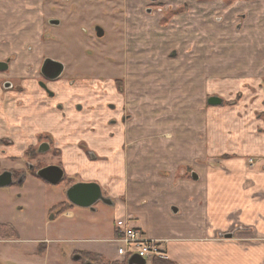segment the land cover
Here are the masks:
<instances>
[{
    "label": "crops",
    "instance_id": "crops-1",
    "mask_svg": "<svg viewBox=\"0 0 264 264\" xmlns=\"http://www.w3.org/2000/svg\"><path fill=\"white\" fill-rule=\"evenodd\" d=\"M76 1L80 5L87 2ZM81 7L83 8L82 5ZM45 10V0H0V62L9 57L19 58L14 66L17 71H25L31 65L35 71L41 58L46 56L63 58L57 55L55 42H44ZM130 12L138 13L139 19L142 16L140 11ZM134 17L132 22L127 23V33L130 34L128 38L132 42H128L131 49L128 48L126 53L125 60L128 65L125 66V72L132 67L135 68L131 65L132 58H151L152 70H159L162 74L157 75L154 82L162 86L163 94H167L175 105L181 104L185 109L191 107L196 99L200 76L196 64L194 71L187 69L188 58H205L208 53L206 46L197 44L200 36L203 39L204 34L213 33L212 38L206 40L209 44L207 48L213 45L219 50L217 55L211 54L210 58H253L251 54L259 53L258 57L264 52L263 40L258 38L240 44L239 37L253 33L252 31L245 29L238 34L234 29L216 28L213 23L206 26L203 22L196 21L197 34L192 41L195 45L191 47L194 56H190L189 42L186 50L184 47L182 60L178 64L166 62L163 57H158L161 54L158 43L161 47L165 45L157 42L156 56L147 54L143 57L140 53L145 51L147 46L133 42L131 38V31L140 29V25L134 27L138 24ZM254 28L257 32L260 31ZM138 69L140 78H145V81L140 79L139 84L142 86L147 82L150 86H143L148 88L147 91L150 93L153 79L147 77V74L144 77L143 72H140L143 69L141 67ZM133 81L134 79L131 80ZM137 84L131 83L127 94V99L132 102L130 108L133 120L114 130L103 127L102 119L95 121V124L101 123L97 125L99 128L97 135L88 131L92 124L90 121L79 122L78 117L70 123H60V113L52 104L41 107L30 105L22 109L7 105L8 95L0 88V132H4L0 140L12 136L17 147L10 151L20 155L25 148L26 140L23 136L31 135L33 136L31 142H36L37 133L48 131L61 143L62 149L68 144L70 150L64 153V165L69 170L72 169L73 173L85 171L88 178L96 180L101 186L102 182L110 183L114 179L122 184L118 188L126 195V203L122 202V206L118 207L114 214L113 239L106 241L113 242L118 237V230L125 226L129 227L132 220L146 216L147 220L144 222L146 232L142 229L139 231L148 240L161 242L167 260L175 264H264V134L254 135V125L251 123V127L246 126L244 132L238 136L232 134L230 137V134L228 136L223 134L221 137H214L209 144L204 140L202 145L197 144L196 151L190 150L188 142L190 140L188 136L183 135L176 140L180 146L179 154L157 150L156 138L143 140L144 143L148 141L150 144L149 150H146L147 146L142 147L138 144L142 136L140 137L139 131L136 130L141 124V97L136 91ZM111 87H108L112 92L111 97L101 98L102 103L112 100L123 102L118 96L113 95ZM7 119L14 124L11 131L7 129ZM223 127L227 128L225 125ZM3 128L6 131H2ZM116 131V135L120 132L121 136L110 137L109 133ZM83 133H87L83 140L87 141L89 149L98 157L105 158V162H96V165H92L93 161L87 162L83 152L76 149L77 147L73 148L72 144L76 142L79 134ZM236 138L245 141V148L249 147L247 152L235 144L239 142ZM126 143L129 148L127 150ZM251 160L253 163H250ZM161 161H167L169 164L160 165L164 167L158 170V162ZM179 161L180 164L185 163L184 166L188 170L190 168L191 172L186 176L182 174L178 179L179 166L174 169L173 165ZM140 174L145 175V180L138 177ZM193 174L198 176L197 180L192 178ZM125 205L129 206L128 212L126 211L128 206ZM173 207L178 209V213L172 212ZM92 211L96 212V209ZM75 214L76 212L70 210L64 213L63 218L72 220ZM8 225L19 229L13 223L0 224ZM115 226L117 229L114 230ZM0 240L3 239L0 237ZM80 251L106 257L93 250L75 249L72 251L75 253L74 260L76 252ZM120 259L118 256L116 260H110Z\"/></svg>",
    "mask_w": 264,
    "mask_h": 264
},
{
    "label": "rangeland",
    "instance_id": "rangeland-1",
    "mask_svg": "<svg viewBox=\"0 0 264 264\" xmlns=\"http://www.w3.org/2000/svg\"><path fill=\"white\" fill-rule=\"evenodd\" d=\"M85 4H81L82 8L76 0H45V27H47L49 17H59L62 20L61 26L51 29L57 38L54 48L57 55L63 57L57 59L66 64L67 73L70 72V75L75 76L85 70L84 73L89 74V77L102 75L109 81L110 79L114 80L115 75L117 76L115 70H119L118 76H121L120 78L123 80L121 86L125 95L130 91L128 87L131 83H138L136 91L140 93L141 97V124L136 130L139 131L140 137L142 136L141 142L138 143L140 146H147L146 150H149L150 144L147 141V145H145L143 140L156 138L157 150L172 151L179 154L180 146L176 140L183 135L188 136V140H190L188 141L190 150L196 151L197 144L202 145L204 140L209 144L210 141L214 140V137H221L223 134L224 136L230 134V137L232 134L238 136L244 132L243 129L246 126L251 127V123L254 125V135L264 134V131H260V128L264 130V52L258 57L259 53L253 55L249 53L253 58H210L212 55H217L219 50L213 45L207 48L209 44L206 40L212 38L213 33L204 34L203 39L200 36L197 44L206 46L208 53L205 58H188L189 67L187 69L194 71L196 64L200 76L196 99L192 102L191 107L185 109L181 104L175 105L167 94H163L162 86L154 82L156 76L162 74L159 70H152L150 67L153 65L150 62L151 58H132L133 63L131 65H134L135 68L131 66L132 69L125 72V66L128 65L125 63V55L128 53V42L131 43L132 41L130 42L127 38V22H125L122 14L123 11L121 12L124 6L136 7L138 11L142 12L140 19L134 17L136 18L135 22L138 23L134 27L140 25V29L131 31L133 34H131V38L133 42L147 46V49L140 53L143 54V57L147 54L156 56L158 52L156 49L157 42H160L165 45L162 47H166V49L163 50L158 43L161 47H159L161 54L158 57H163L166 62L178 64L182 60L183 49L184 47L185 50L187 49L189 42H191L188 44L189 49H191L190 56H194L191 47L195 45V42L192 41L197 34L198 25H195L196 21L202 20L201 22L204 23L202 24L206 26L212 24L213 19L221 17L222 13L231 6H235L231 10L234 14L248 13L247 11L259 12L264 9V1L257 5H247L238 0H188L187 13H184L182 9L178 11V16H175L174 13L168 15L156 13L149 16L143 11L147 6L146 3L137 4L135 2V4H131L128 3V0H87ZM174 7H178V4L175 3ZM132 21L131 17L130 22ZM97 25H102L108 29V37L103 42L105 43L104 50L108 54L114 53L113 58H117L118 67L109 65L106 58H100V52L90 42ZM246 29L252 31L264 43V27L258 29L259 32L255 30L254 26H249ZM235 30L236 33L239 32L237 28ZM172 43L177 46L172 45ZM140 67L143 69L140 72H143L144 77L147 74V77L153 79L150 93L147 91L148 88L144 87L145 85L150 86L147 82L143 84L144 86L140 85L141 81H145V78H140L138 72ZM76 69L78 73L74 72ZM88 69H92L94 72L90 74ZM132 79H134L133 82H131ZM140 79L142 80L140 81ZM111 86L113 85L111 84ZM108 87L105 86L104 90L112 93ZM112 90L115 91L114 86ZM211 97L221 98L223 105L209 106L208 99ZM125 103L128 105L132 102L126 98ZM127 115L125 114L126 118H128ZM65 117L69 118V114ZM86 119L88 117L84 118V120ZM97 125H101V123H92L88 131L91 132L94 128L93 133L99 134ZM224 125L227 128L223 129ZM102 126H106L104 121ZM2 131L6 130L3 128ZM2 133L4 132H0V136ZM86 134H79L75 145L72 144L73 148L77 147L76 149L81 152L91 150L87 141L83 140ZM118 135L121 136L120 132L116 136ZM92 138L95 137L92 136ZM236 140L238 139L236 138ZM235 144L241 149L243 148L245 152L248 151L249 147L245 148V141H239ZM66 145V148L62 149L63 153L70 150L68 144ZM5 147L6 143L0 145V172L20 166V164L24 165L23 162L26 160L30 161L21 158L15 163L8 162V158L1 154V149H5ZM125 149H129L127 143ZM85 158L87 162L93 161L92 165H96V162L106 161L105 158H100L98 155L97 157L91 156V158L85 155ZM44 160L45 162L58 163L60 158L56 155H49ZM166 163L169 164L167 161L158 162L157 169L160 170L164 167L160 165ZM184 164H180L179 161L173 165L174 169L179 166L178 179L181 178L182 174L186 176L191 172V169H186ZM65 168L67 175L64 182L58 187L49 186L38 179L27 176V184L24 188L0 189V224L13 223L19 228L16 229L8 225L2 229L3 235L8 236V241L7 238L0 236L3 239L0 240V264H124L122 259L111 261L118 258V245L106 241L113 237L114 214H116L118 207L122 206V202L126 201V195H123L122 189L118 188L122 184L115 179L110 183L102 182L101 188L104 199L95 205L96 212L91 209L75 207L71 210L76 212L75 217L69 220L63 218L64 214L56 216L58 215L56 212L52 215L50 213L52 206L57 203L56 206L63 202L68 203L66 192L72 184L96 182V180L88 178L85 171L75 174L72 169ZM138 177L145 180L144 174H140ZM132 180H134L133 177ZM132 205L136 206V204ZM128 210L129 206L126 208L127 212ZM138 218L139 220H132L129 223V228L142 229L146 232L144 222L147 217ZM10 227L12 230L9 229ZM115 229H117L116 226ZM75 249L93 250L104 254L106 257L95 254L99 258H92L80 251L76 252V256L80 257L76 261L74 260L75 253H72Z\"/></svg>",
    "mask_w": 264,
    "mask_h": 264
},
{
    "label": "flooded vegetation",
    "instance_id": "flooded-vegetation-1",
    "mask_svg": "<svg viewBox=\"0 0 264 264\" xmlns=\"http://www.w3.org/2000/svg\"><path fill=\"white\" fill-rule=\"evenodd\" d=\"M238 1H243L247 5H257L264 0ZM129 2L131 4H135V2L137 4L146 3L147 6H145L143 11L149 16H152L156 13L160 15H168L174 13L175 16H178L179 10L183 9L184 13L186 12V10H188V0H128V3ZM175 3L178 4V7H174ZM234 7L235 6L228 7L226 11L222 13L221 17L213 19V25L216 26V28L224 27L229 30H235L237 28V30H239V34H241L249 26H254L258 29L264 27V9H262L263 11L261 10L259 12L247 11L248 13L234 14L233 11H231ZM130 10L139 12L136 7L128 8V6H124L121 12L123 11L122 14L124 16L125 22L127 23L131 20V17H138L139 15L138 13L130 14ZM54 21L57 23H55ZM201 21L202 20H199V22ZM61 25L62 20L59 17H51L47 19V27H45L46 33L43 35L44 42H55L57 38H55V35L52 33L51 29L52 27L55 28ZM101 33L102 35H100ZM126 35L128 38L130 34L126 33ZM107 37L108 29L102 25H97L94 28L93 36L92 39L90 38V42L93 44L96 50L100 52V58H106L109 65L118 67V62H116L117 58H113L114 53L108 54L106 50H104L105 43L103 42L106 41ZM255 37L256 35L254 36L253 33H247V35L239 37L241 38L240 44L256 39L257 37ZM18 59L19 58L9 57L5 61L0 62L6 64L7 66L6 70H0V75H4V77H0V88L6 95H8L7 105L10 104L11 106L22 109L30 105L41 107L43 105L52 104L55 110L60 113V123H70L71 121H75L77 117L79 122H82L84 118L88 117V119L84 121H90L91 123H94L98 120L100 121L101 119L105 118V127L108 130H114L121 126H125L133 120L134 116L131 111L130 104L126 105L125 103L127 95L124 94L121 86L123 85V80L120 78L121 76H118L120 74L119 70H115L117 76L115 75L114 80L110 79L108 81L102 75L99 77H89V74L84 73L85 70H82L84 74H81L82 72L78 73L76 69L74 72H77L79 75H70V72L67 73L66 64L57 58H52L51 56L41 58V61L37 66V70L35 71H33V65L28 66L26 68L27 70L25 71H17L14 66L15 63L18 62ZM47 61H53L62 65V72L58 77H47L46 73L43 71L45 63ZM88 71L90 74L94 72H90L89 69ZM109 84L110 86L111 84L114 86L115 91L113 92V95L118 96L120 99H122L123 103H120L117 100H115V102L111 101L104 104L102 103L101 98L105 96H107L108 98L112 95L111 93H108L107 90H104L105 86ZM67 114H69V118L65 117ZM125 114H128V118L125 117ZM6 126L8 131H11L14 127V124H12V122L7 119ZM260 131L264 130L260 129ZM91 132H94V128H92ZM116 133L117 131L110 132L109 135L110 137H115ZM23 137L26 140H24L25 148L20 155H17L15 152L13 153V151H10L13 150L14 147H17L16 141L12 136H7L0 140V145L6 143L5 149H1V154L8 158V162L15 163L18 162V159L21 158L30 160L24 161V165L20 164V166L11 167L0 172V176L4 173H10L12 175V186L6 188L23 187V185L26 183L27 176L38 179L45 184L52 186L38 176L40 171L50 167H58L62 169L64 177L61 183L64 182L67 171L64 165V153L62 152L61 143L57 140V138L48 131L37 133L35 138L36 142H31V139L33 137L31 135H29L28 137ZM83 153L90 158L91 156L97 157V154L92 150H89L87 152L83 151ZM49 155L59 156V162H45L44 159ZM78 183H96L100 185L98 182H76L69 188ZM60 184L53 187H58L60 186Z\"/></svg>",
    "mask_w": 264,
    "mask_h": 264
},
{
    "label": "water",
    "instance_id": "water-1",
    "mask_svg": "<svg viewBox=\"0 0 264 264\" xmlns=\"http://www.w3.org/2000/svg\"><path fill=\"white\" fill-rule=\"evenodd\" d=\"M55 22V21H54ZM57 23V22H55ZM102 35V33L100 34ZM62 65L53 61H47L44 66V72L49 78H56L62 72ZM7 66L4 63H0V70H6ZM223 100L219 97H211L208 100V104L211 106H221ZM38 176L52 186H57L61 183L64 173L62 169L58 167H50L39 172ZM192 178L197 180L196 174L192 175ZM12 175L10 173H4L0 176V189L12 186ZM67 200L78 208L94 210L95 205L100 201H103V192L100 185L96 183H78L68 189ZM173 213H178L176 207L172 208ZM80 257L76 256L75 260H79ZM128 264H147L145 260L134 256Z\"/></svg>",
    "mask_w": 264,
    "mask_h": 264
},
{
    "label": "built area",
    "instance_id": "built-area-1",
    "mask_svg": "<svg viewBox=\"0 0 264 264\" xmlns=\"http://www.w3.org/2000/svg\"><path fill=\"white\" fill-rule=\"evenodd\" d=\"M250 163H253L251 160ZM118 245V256L126 262H129L134 256L152 263L153 259H167V254L161 246V242L148 240L144 234L136 229L127 226L118 230V237L113 240Z\"/></svg>",
    "mask_w": 264,
    "mask_h": 264
},
{
    "label": "trees",
    "instance_id": "trees-1",
    "mask_svg": "<svg viewBox=\"0 0 264 264\" xmlns=\"http://www.w3.org/2000/svg\"><path fill=\"white\" fill-rule=\"evenodd\" d=\"M73 208H75V206H73L69 202L68 203H64L63 202L62 204H60V205H58L56 207H53L51 209L50 213L51 214H55L57 212L58 215H56V216H59L60 214H64V213L72 210ZM58 211H60V212L58 213ZM6 227H8V226H6ZM3 228H5V226H0V236L2 238H8L7 235H3V233H2V231H3L2 229ZM9 229L12 230V227H10ZM14 237H16V236H14ZM84 254L87 255L88 257L99 258L98 255H95V254H91V253H84ZM124 264H128V263L126 261H124ZM152 264H175V263H173V262H171L170 260H167V259L163 260V259L155 258V259H153Z\"/></svg>",
    "mask_w": 264,
    "mask_h": 264
}]
</instances>
